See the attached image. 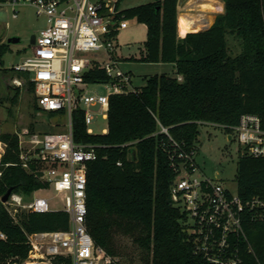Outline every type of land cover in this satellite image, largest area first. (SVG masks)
Returning <instances> with one entry per match:
<instances>
[{"label":"trees","instance_id":"obj_1","mask_svg":"<svg viewBox=\"0 0 264 264\" xmlns=\"http://www.w3.org/2000/svg\"><path fill=\"white\" fill-rule=\"evenodd\" d=\"M223 1L224 11L208 28L183 37L178 34V0H152L119 10L118 18L136 16L147 25L138 60L174 63L176 74L155 73L132 92L112 94L106 133L89 135L83 113L74 114L75 139L98 145V156L88 167V230L95 243L124 264L121 235L132 239L143 264H216L196 253L188 241L185 213L173 201L170 187L176 176L171 156L180 150L198 151L201 123L225 125L222 128L232 134L243 113H254L264 127V0ZM121 2H115L117 10ZM230 37L239 43V52L233 51ZM7 46L0 44V61ZM4 70L11 78L26 79L35 90L27 73ZM86 78L101 82L110 77L104 69L92 68ZM14 88L10 100L16 103L21 86ZM0 141L5 144L0 157V230L7 235L0 239V264H10L8 260L27 256L28 233L67 229L69 215L64 210H18L15 221L2 201L7 190L28 195L48 184L22 166L19 135L2 131L1 122ZM236 177L244 202L254 197L264 201V157L241 153ZM243 222L246 236L234 238L238 264H259L264 261V221L246 212Z\"/></svg>","mask_w":264,"mask_h":264},{"label":"built area","instance_id":"obj_2","mask_svg":"<svg viewBox=\"0 0 264 264\" xmlns=\"http://www.w3.org/2000/svg\"><path fill=\"white\" fill-rule=\"evenodd\" d=\"M4 4L12 7L14 17L18 16L20 6L29 5L35 8L38 16L47 19V26L36 35L34 55L13 68L27 73L34 84L37 111H61L65 118L61 130L41 132L35 127L23 135L18 134L22 166L49 187L53 185L56 192L50 196H31L30 200H25L22 193L12 192L4 204L15 221H18V210H64L69 215L67 229L28 233L30 248L27 256L20 261L15 257L13 262L12 259L8 262L124 264L120 257L95 243L88 230V167L98 156V145L75 139L74 114L81 111L87 133L98 134L91 125L100 116L108 119L110 96L135 90L132 72L122 69L117 58L116 33L128 27L129 20H118V11L111 0L0 2V6ZM92 68L104 69L109 80H87L86 73ZM11 82L22 86L26 79L15 76ZM98 84L105 85L110 92L103 94L90 90V86ZM107 131L108 126L101 133ZM229 135L239 142L241 153L264 157V127L259 115L243 113ZM196 154V150H180L171 156L176 176L170 191L175 204L185 213L183 229L196 253L216 264H238L241 257L234 238L246 236L243 222L246 212L253 219L264 221V201L254 197L244 202L238 190L233 192L221 178L208 176L200 170ZM53 198H59L63 207H51ZM5 238L6 233L0 230V239ZM249 250H253L251 244Z\"/></svg>","mask_w":264,"mask_h":264},{"label":"rangeland","instance_id":"obj_3","mask_svg":"<svg viewBox=\"0 0 264 264\" xmlns=\"http://www.w3.org/2000/svg\"><path fill=\"white\" fill-rule=\"evenodd\" d=\"M149 1L152 0H122L121 5L131 7ZM220 11L221 8L213 9L210 11V16L213 18ZM13 13L10 5L0 6V44L6 43L8 45L3 53L2 61H0V68H2L0 95L3 98V105L0 107L1 130L23 135L26 131H30L33 124L41 132L61 130L64 128L65 118L63 116L49 117L47 113L37 111L35 109V92L28 84L25 83L21 86V94L16 103L10 100L16 89L11 82V72H6L4 68L21 64L28 57L34 55L35 46L30 41L31 36L33 34L37 35L41 29L47 26V19L44 16H38L32 6H20L17 17H14ZM125 18L129 20V26L120 29L116 33L117 58L122 69L132 70L134 85H143L145 77L155 73L176 74L171 64L160 65L138 60L141 56V50L145 48L147 25L139 22L136 16L119 17L118 20ZM208 19L202 17L201 20L197 19L196 22L206 24L209 22ZM208 25L209 23L205 27ZM205 27L195 31L205 29ZM16 36L20 37V42H9L11 37ZM230 40L233 51L237 52L239 43L233 40L232 37H230ZM133 56L135 58H132ZM90 90L103 94L110 92L109 88L101 84L90 86ZM91 126L96 133H101L103 128L108 126V119L100 116ZM4 150L5 144L0 141V157ZM240 154L239 142L235 138L229 139V134L222 127L208 123L200 124L198 151L195 156L196 163L200 170L208 176L221 178L233 192L238 190L236 176ZM47 187L35 190L28 195L23 194L25 200H30L31 196H50L56 192L53 185ZM51 207L60 209L63 207V203L59 198H53ZM118 240L124 251L121 256L126 264L130 263V258H132L133 264H143L140 259V251L130 237L121 235Z\"/></svg>","mask_w":264,"mask_h":264},{"label":"crops","instance_id":"obj_4","mask_svg":"<svg viewBox=\"0 0 264 264\" xmlns=\"http://www.w3.org/2000/svg\"><path fill=\"white\" fill-rule=\"evenodd\" d=\"M112 1V0H111ZM117 0L115 1H112V2H116ZM221 4V11L220 12H223L224 11V1L223 0H218ZM213 2L214 0H178V34L179 36L183 37L185 36L188 32H191V31H195L196 29H201L203 27H205V25H207L209 23V25L205 28H208L213 22H214V19H215V16H210V11L213 10V9H216L214 6H213ZM123 2H121L122 4ZM120 4V8L119 10L121 9H124V8H128V7H124L123 5ZM132 7V6H131ZM218 8V9H219ZM117 10V11H119ZM184 13L186 15V17L188 18V30L185 34H182L180 33V13ZM201 17V18H200ZM202 17L205 19H208V23H201V22H196L197 19H202ZM150 63H157V64H160V65H167V64H171L172 65V68L175 69V72H176V67H175V64L174 63H171V62H150ZM128 71H131L132 70H128ZM175 75V74H174Z\"/></svg>","mask_w":264,"mask_h":264},{"label":"bare ground","instance_id":"obj_5","mask_svg":"<svg viewBox=\"0 0 264 264\" xmlns=\"http://www.w3.org/2000/svg\"><path fill=\"white\" fill-rule=\"evenodd\" d=\"M213 6L215 8H219V7H221V4H220V2L218 0H214ZM179 20H180V23H179V25H180V33L185 34L187 32L188 28H189V26H188V18L186 17V15L184 13L181 12Z\"/></svg>","mask_w":264,"mask_h":264},{"label":"water","instance_id":"obj_6","mask_svg":"<svg viewBox=\"0 0 264 264\" xmlns=\"http://www.w3.org/2000/svg\"><path fill=\"white\" fill-rule=\"evenodd\" d=\"M35 39H36V35L35 34H33L32 36H31V43L32 44H34L35 43ZM21 41V39H20V37H18V36H16V37H11L10 39H9V42H20ZM229 139H232V136L231 135H229ZM12 188H9L8 190H7V192L3 195V197H2V201L3 202H5V201H7L8 200V198H9V196L11 195V193H12Z\"/></svg>","mask_w":264,"mask_h":264}]
</instances>
